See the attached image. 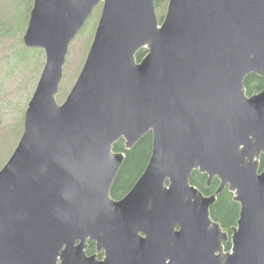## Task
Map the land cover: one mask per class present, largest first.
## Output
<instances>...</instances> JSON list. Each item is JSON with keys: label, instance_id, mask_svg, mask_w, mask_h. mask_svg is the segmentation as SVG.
<instances>
[{"label": "water", "instance_id": "water-1", "mask_svg": "<svg viewBox=\"0 0 264 264\" xmlns=\"http://www.w3.org/2000/svg\"><path fill=\"white\" fill-rule=\"evenodd\" d=\"M101 4L60 104L69 48ZM24 42L46 63L0 171V264H264V90L245 87L264 79V0H169L162 21L156 0H34ZM149 133L145 171L114 199L115 144ZM226 189L240 204L231 233L211 216Z\"/></svg>", "mask_w": 264, "mask_h": 264}, {"label": "rangeland", "instance_id": "rangeland-1", "mask_svg": "<svg viewBox=\"0 0 264 264\" xmlns=\"http://www.w3.org/2000/svg\"><path fill=\"white\" fill-rule=\"evenodd\" d=\"M157 8L159 19L168 8ZM34 0H0V171L16 150L24 132L25 115L41 78L46 53L25 45ZM99 5L72 42L57 96L64 103L84 67L102 14Z\"/></svg>", "mask_w": 264, "mask_h": 264}, {"label": "trees", "instance_id": "trees-1", "mask_svg": "<svg viewBox=\"0 0 264 264\" xmlns=\"http://www.w3.org/2000/svg\"><path fill=\"white\" fill-rule=\"evenodd\" d=\"M166 1L156 0V8H164ZM147 52L146 49L141 50L137 56L138 60H141ZM245 87L249 95L261 92L264 90V79L257 75H250L245 80ZM152 149V133L147 134L132 150L126 149L124 140L115 144L114 151L125 154V160L112 187L111 195L114 199H122L134 187L148 165ZM261 167H264V155L261 159ZM191 183L207 196L214 194L220 186L218 179H215L209 186L208 176L199 171H194ZM211 216L229 233L237 225L240 216V204L234 201V195L228 189L218 196L217 202L211 209ZM230 249L231 244L229 243L226 245V250L229 251ZM95 253H97L96 244L91 242L87 254L93 255ZM103 256L100 254L99 258H103Z\"/></svg>", "mask_w": 264, "mask_h": 264}]
</instances>
